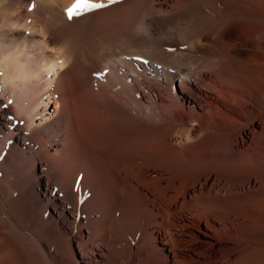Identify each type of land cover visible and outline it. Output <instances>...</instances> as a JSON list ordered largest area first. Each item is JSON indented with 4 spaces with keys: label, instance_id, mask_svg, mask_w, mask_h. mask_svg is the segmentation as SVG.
Listing matches in <instances>:
<instances>
[{
    "label": "bare ground",
    "instance_id": "bare-ground-1",
    "mask_svg": "<svg viewBox=\"0 0 264 264\" xmlns=\"http://www.w3.org/2000/svg\"><path fill=\"white\" fill-rule=\"evenodd\" d=\"M75 2L0 0V264H264V0Z\"/></svg>",
    "mask_w": 264,
    "mask_h": 264
},
{
    "label": "snow or ice",
    "instance_id": "snow-or-ice-1",
    "mask_svg": "<svg viewBox=\"0 0 264 264\" xmlns=\"http://www.w3.org/2000/svg\"><path fill=\"white\" fill-rule=\"evenodd\" d=\"M115 2V0H110V3ZM105 7L103 3H90L89 0H76V2L72 5V7L66 9V15L69 21H71L75 17H79L85 12H91L93 10H99ZM31 10V9H30ZM135 59L141 60L140 57H136ZM142 63H148L146 60H141ZM63 63V61H60ZM98 79L103 78V74L97 76Z\"/></svg>",
    "mask_w": 264,
    "mask_h": 264
},
{
    "label": "rangeland",
    "instance_id": "rangeland-1",
    "mask_svg": "<svg viewBox=\"0 0 264 264\" xmlns=\"http://www.w3.org/2000/svg\"><path fill=\"white\" fill-rule=\"evenodd\" d=\"M173 35H174V37H171V38H174V39H175V38H176V36H175L176 33L174 32ZM173 35H172V36H173ZM197 236L200 237V235H198V234H197Z\"/></svg>",
    "mask_w": 264,
    "mask_h": 264
}]
</instances>
